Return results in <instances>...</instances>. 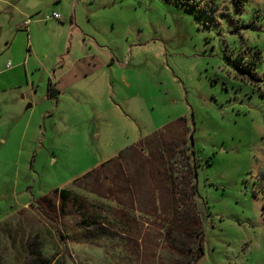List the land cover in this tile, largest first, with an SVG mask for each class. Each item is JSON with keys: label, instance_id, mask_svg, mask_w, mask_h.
I'll return each mask as SVG.
<instances>
[{"label": "rangeland", "instance_id": "rangeland-1", "mask_svg": "<svg viewBox=\"0 0 264 264\" xmlns=\"http://www.w3.org/2000/svg\"><path fill=\"white\" fill-rule=\"evenodd\" d=\"M57 1L0 15V264H264V0Z\"/></svg>", "mask_w": 264, "mask_h": 264}, {"label": "trees", "instance_id": "trees-1", "mask_svg": "<svg viewBox=\"0 0 264 264\" xmlns=\"http://www.w3.org/2000/svg\"><path fill=\"white\" fill-rule=\"evenodd\" d=\"M53 95L54 94H53L52 90H50V96L53 97ZM143 148H145V145H144L143 141H140L137 144L128 148L127 150L121 152L118 155V157L109 160L108 162L102 164L99 168L94 169L91 172L87 173L85 176H83L82 179L75 180L74 183H78L80 181H83V180H86L90 177H93V183L98 184V187H99V185L104 180V178H102L100 176L98 171L104 170L106 167L108 168V167H110L111 164H113L112 166L116 171L114 172V176L112 178L114 180H116V182H118L120 185V187L117 190L122 189L125 192H130V190L127 187H124V184H126V182H125V176L123 175V173H124L123 172V166L126 163L129 164L130 162L133 161V164H135L134 170H137L138 168L140 169L142 167V162H144V164L149 169H152V170L155 168H158L159 170L160 169L165 170L166 174L168 173L167 170L172 171L171 170L172 166L169 165V163H171L172 160L168 158L167 152L161 153V149L153 148L151 150H148L147 154H146L145 152H143ZM128 153H131L133 155L132 159L128 156ZM153 154H155L156 156H159V159L154 157ZM155 159L157 161H155ZM157 162L159 163L160 167L158 166ZM119 170L121 172H119ZM159 173H161V171ZM134 177H135V180L138 179L137 175L133 176L132 178L134 179ZM149 177H152V173H146V178L150 179ZM147 186L148 185H146V188H147ZM154 191H152V193H154ZM109 192H110V194L112 193V191L110 189H109ZM52 196L56 200V203H58V207H59L61 213H63V215H66L67 210L72 208V207H75L77 209L82 208V204L84 203V202H80L78 200V198L72 193V191H70L68 189L56 190L52 194ZM123 215H126V213H123ZM53 218H54V216H53ZM127 225H129L128 222H125V224H123V226H127ZM61 236H63V235H61ZM33 263L34 264H52V261H51V259L43 258V256L40 254L39 257H37Z\"/></svg>", "mask_w": 264, "mask_h": 264}, {"label": "crops", "instance_id": "crops-1", "mask_svg": "<svg viewBox=\"0 0 264 264\" xmlns=\"http://www.w3.org/2000/svg\"><path fill=\"white\" fill-rule=\"evenodd\" d=\"M22 1L23 0H0V2L2 3L1 4L2 6L0 7V15H3V14H6V13L10 12L13 5H21L22 4ZM57 2H59L60 4L57 7L55 6L56 9H54L53 12H55V13L56 12H58V13L60 12L61 14L64 13L63 16H65V18L68 21H70L69 26L71 25V27H76L77 28V26H76L77 21H76V16H75L76 14H75V12L67 11L61 5V0H59ZM34 14H38V12H34ZM62 22H64V18H63L62 21H60V23H62ZM14 47H15V44L14 43H11L7 47V53L8 54H12V52H14ZM26 76H28L27 75V72H26ZM50 90H52V92L54 94L53 97L50 96ZM59 94H60V91L57 89L55 83L52 82V81H50L49 84L47 85V96H46V99H52V98L56 97ZM28 106H27V109H30V108H28ZM33 106L34 105L32 104L31 105V108H33ZM131 175L134 176V174L131 173L130 175L128 174L127 177H126L127 178V181H128V184L131 182V179H130V176ZM138 181H139V179H137L135 182L138 183Z\"/></svg>", "mask_w": 264, "mask_h": 264}, {"label": "built area", "instance_id": "built-area-1", "mask_svg": "<svg viewBox=\"0 0 264 264\" xmlns=\"http://www.w3.org/2000/svg\"><path fill=\"white\" fill-rule=\"evenodd\" d=\"M44 20H45V22H48V21H58V22H60V21L63 20V17H62V15L60 13L53 12L52 14L47 15Z\"/></svg>", "mask_w": 264, "mask_h": 264}, {"label": "water", "instance_id": "water-1", "mask_svg": "<svg viewBox=\"0 0 264 264\" xmlns=\"http://www.w3.org/2000/svg\"><path fill=\"white\" fill-rule=\"evenodd\" d=\"M28 108H31V105H29Z\"/></svg>", "mask_w": 264, "mask_h": 264}]
</instances>
